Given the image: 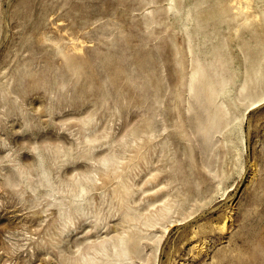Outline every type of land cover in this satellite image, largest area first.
Here are the masks:
<instances>
[{"label":"rangeland","instance_id":"rangeland-1","mask_svg":"<svg viewBox=\"0 0 264 264\" xmlns=\"http://www.w3.org/2000/svg\"><path fill=\"white\" fill-rule=\"evenodd\" d=\"M201 1L0 0V264H264V98L234 158L188 86L212 47L242 65L184 31Z\"/></svg>","mask_w":264,"mask_h":264},{"label":"bare ground","instance_id":"bare-ground-1","mask_svg":"<svg viewBox=\"0 0 264 264\" xmlns=\"http://www.w3.org/2000/svg\"><path fill=\"white\" fill-rule=\"evenodd\" d=\"M262 2L264 3V0H226L219 7H208L204 10L197 4L194 15L189 14V10L186 9L182 16L184 31L187 30V20L194 22L193 26L198 33L197 47L200 46L199 37L203 40L202 46H206L200 27L203 19L210 22L207 26L208 33L216 31L214 24L217 26L224 24L223 27L228 29L229 34L239 37L237 45L242 51L241 57L237 58L241 61V66L238 67V62H234L232 55L228 52L223 53L221 49L212 47L209 59L201 60V57L194 59V65L188 76L189 88H192V82L195 81L205 93L204 101L209 106L206 110L208 114L206 129L210 128L212 134L222 135L221 144L234 158H238L246 143L242 120L251 107L264 98V6ZM246 25L251 27L246 29ZM217 33L223 47L226 48V33L224 31ZM247 43H253V50L244 49ZM187 44L191 52L193 46L190 37H187ZM73 48L78 49L75 45ZM231 91H235L236 94H230ZM43 178H45L44 175ZM81 198L80 194L72 196L77 208L80 207ZM160 215L165 216L164 213ZM112 246L113 251L110 255L115 256L120 263L121 257L126 254L125 241L121 240L120 249ZM101 249L105 253L104 245H101Z\"/></svg>","mask_w":264,"mask_h":264}]
</instances>
